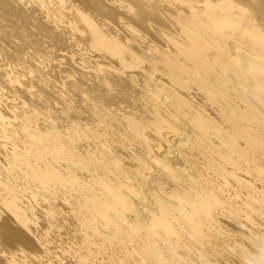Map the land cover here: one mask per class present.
<instances>
[{"label":"bare ground","instance_id":"bare-ground-1","mask_svg":"<svg viewBox=\"0 0 264 264\" xmlns=\"http://www.w3.org/2000/svg\"><path fill=\"white\" fill-rule=\"evenodd\" d=\"M0 264H264V0H0Z\"/></svg>","mask_w":264,"mask_h":264},{"label":"rangeland","instance_id":"rangeland-1","mask_svg":"<svg viewBox=\"0 0 264 264\" xmlns=\"http://www.w3.org/2000/svg\"><path fill=\"white\" fill-rule=\"evenodd\" d=\"M1 58H2V56H1ZM66 66H68L67 63H66ZM66 66H65V67H66ZM56 68H58V70L55 71ZM56 68H54V72H55V73L52 74L53 71H50L49 75H47V76L55 77V75H56V77H57L58 79L56 78V85H55V86L58 87V85H60V86L62 85V84H61V81H62L61 79H63V78L65 77V72H63V71H60V72H59V70H61V69L64 70L65 68H60V67H56ZM59 68H60V69H59ZM65 70H66V69H65ZM66 71H68V70H66ZM70 71H71V70L68 71L69 74H70ZM56 72H57V73H56ZM58 73H59V74H58ZM62 73H63L64 75H63ZM66 74H68V73L66 72ZM72 74H73V73L71 72L70 75H72ZM53 75H54V76H53ZM58 75H59V76H58ZM61 75L63 76V78H62ZM72 76L74 77V75H72ZM59 77H60V83H59ZM57 80H58V81H57ZM58 83H59V84H58ZM60 86L58 87V89H60ZM56 87H55V88H56ZM58 89L56 88V89H54V90L57 91Z\"/></svg>","mask_w":264,"mask_h":264}]
</instances>
